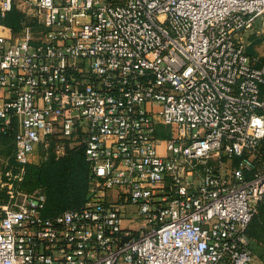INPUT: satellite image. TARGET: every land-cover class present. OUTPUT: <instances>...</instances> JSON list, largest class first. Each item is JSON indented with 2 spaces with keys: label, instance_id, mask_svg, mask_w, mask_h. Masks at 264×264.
Masks as SVG:
<instances>
[{
  "label": "built area",
  "instance_id": "obj_1",
  "mask_svg": "<svg viewBox=\"0 0 264 264\" xmlns=\"http://www.w3.org/2000/svg\"><path fill=\"white\" fill-rule=\"evenodd\" d=\"M14 169L0 264H253L264 202V0H0ZM82 147V206L41 212L35 155Z\"/></svg>",
  "mask_w": 264,
  "mask_h": 264
},
{
  "label": "trees",
  "instance_id": "obj_2",
  "mask_svg": "<svg viewBox=\"0 0 264 264\" xmlns=\"http://www.w3.org/2000/svg\"><path fill=\"white\" fill-rule=\"evenodd\" d=\"M31 20L32 18L27 17L15 5L0 17V22L14 32L18 31L23 23ZM262 91L264 92V85ZM15 130L13 124L4 128L0 121V137L3 139L13 141ZM13 150L14 144L11 154H13ZM47 157L37 165L33 175L31 170L36 165L26 166L27 174L30 172V176L28 180L26 178L22 181L20 188L30 190L35 186H40L43 189L46 198L41 212L44 216H53L66 209L82 206L91 173L84 149L82 147L70 148L62 156L57 157L52 153ZM6 199V191L0 190V200L6 201Z\"/></svg>",
  "mask_w": 264,
  "mask_h": 264
},
{
  "label": "rangeland",
  "instance_id": "obj_3",
  "mask_svg": "<svg viewBox=\"0 0 264 264\" xmlns=\"http://www.w3.org/2000/svg\"><path fill=\"white\" fill-rule=\"evenodd\" d=\"M259 37H262L261 41L256 44L258 52L264 55V32L258 34ZM13 149V141L5 140L0 137V190H7L5 182L9 177V172L12 170V173H15L13 154H11ZM49 156V155H48ZM48 157L44 155H35L34 162H31V165H36L32 167V175L40 163L46 160ZM29 164V165H30ZM30 176V172L27 174V180ZM25 178V179H26ZM24 179V180H25ZM23 180V181H24ZM25 190V189H24ZM5 201L0 200V204ZM263 207V208H262ZM248 235L250 237V244L254 251V262L253 264H264V205H260L257 213L254 215L253 219L248 225Z\"/></svg>",
  "mask_w": 264,
  "mask_h": 264
},
{
  "label": "water",
  "instance_id": "obj_4",
  "mask_svg": "<svg viewBox=\"0 0 264 264\" xmlns=\"http://www.w3.org/2000/svg\"><path fill=\"white\" fill-rule=\"evenodd\" d=\"M262 37H258L250 41L246 47V52L250 55H255L256 54V48L255 45L261 41Z\"/></svg>",
  "mask_w": 264,
  "mask_h": 264
},
{
  "label": "crops",
  "instance_id": "obj_5",
  "mask_svg": "<svg viewBox=\"0 0 264 264\" xmlns=\"http://www.w3.org/2000/svg\"><path fill=\"white\" fill-rule=\"evenodd\" d=\"M19 10H21V8H19V7H17ZM25 15H26V13L23 11V10H21ZM1 16H3V15H0V17ZM0 24H3V23H1L0 22ZM5 25V24H4ZM6 26V25H5ZM8 27V26H7ZM14 32V31H13ZM15 32H18V31H15ZM258 38V37H257ZM255 48H256V50L258 51V49H257V47H256V45H255ZM248 232V231H247ZM250 238V237H249Z\"/></svg>",
  "mask_w": 264,
  "mask_h": 264
}]
</instances>
